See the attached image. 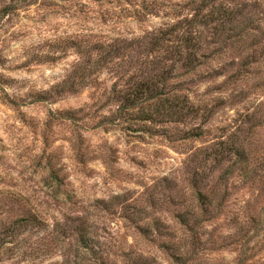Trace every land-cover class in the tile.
I'll return each mask as SVG.
<instances>
[{
    "label": "rangeland",
    "instance_id": "1",
    "mask_svg": "<svg viewBox=\"0 0 264 264\" xmlns=\"http://www.w3.org/2000/svg\"><path fill=\"white\" fill-rule=\"evenodd\" d=\"M150 6L159 9V0H0V221L36 206L61 213L95 230L116 264L138 256L151 264H262L264 191L243 185L238 172L217 198L215 219L199 213L190 218L189 233L176 217L194 214L189 168L219 137L245 146L238 158L250 162L254 178L264 172V0L256 12L261 31L253 75L222 85L223 76L210 74L191 88L195 102L227 99L208 125L196 120L147 134L123 123L115 106L97 102L100 91L94 90L35 102L75 61L72 52L62 56L61 43L138 37L162 23L145 15ZM52 54L56 63L35 64L37 55ZM64 113L73 121L60 120ZM191 128L204 136L174 141V134ZM123 217L159 230L139 235ZM171 254L182 256L173 260Z\"/></svg>",
    "mask_w": 264,
    "mask_h": 264
},
{
    "label": "trees",
    "instance_id": "2",
    "mask_svg": "<svg viewBox=\"0 0 264 264\" xmlns=\"http://www.w3.org/2000/svg\"><path fill=\"white\" fill-rule=\"evenodd\" d=\"M175 1L159 0V9L145 7V15L159 16L162 23L138 37L103 41L82 37L61 43L57 48L62 56L72 52L75 61L61 81L37 95L35 102L53 103L66 95L94 90L100 91L97 102L115 106L123 123L137 125L147 134H159L160 128L185 127L196 120L208 125L219 103L227 99L195 102L191 88L196 79L203 76L205 80L210 74L223 76L222 85L240 84L243 77L253 75L261 31L256 12L263 0ZM259 57L264 60V47ZM57 60L54 54L37 55L34 62L43 65ZM69 114L64 113L60 120L73 121ZM204 134L197 128L178 131L174 141L198 140ZM223 139L227 137H219L200 156L204 159L193 160L194 166L189 168L186 182L194 194L195 211L192 216L176 217L186 232L193 231L189 220H197L199 213L210 220L218 216L217 198L221 192L227 193L235 172L243 185L259 187L258 194L264 191V172L254 178L250 162L238 158L245 157V146ZM260 215H264V204ZM57 216L36 206L0 221V264H116L97 243L95 230L61 213ZM123 218L139 235L156 228ZM170 256L176 260L182 254ZM130 262L151 264L152 260L138 256Z\"/></svg>",
    "mask_w": 264,
    "mask_h": 264
}]
</instances>
